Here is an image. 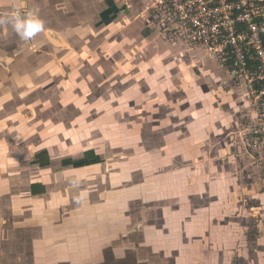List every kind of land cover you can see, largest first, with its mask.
<instances>
[{"label": "crops", "instance_id": "crops-1", "mask_svg": "<svg viewBox=\"0 0 264 264\" xmlns=\"http://www.w3.org/2000/svg\"><path fill=\"white\" fill-rule=\"evenodd\" d=\"M151 3L152 0H0V104L39 101L41 105L35 110L28 107L34 110L32 121L36 120L35 111L40 116L41 109L45 108L49 112L46 120L64 115L65 110L74 116L78 112L82 117L87 116V110L101 113L96 103L104 99L103 84L126 81L134 68L143 70L150 65L161 68L162 76L149 73L146 78L142 76L141 88L130 94L131 104L125 105V109L134 108L140 101L158 100L159 95L169 98L174 85L195 83L196 75L209 87L218 84L220 91L228 84L230 90L226 94L215 91L216 94L209 97L215 107L201 115L204 123L193 120L196 121L194 132L201 138L205 124H209L205 128V137L209 140L205 146H195L188 176H179L165 200L166 209L173 213L169 218L179 241L176 239L173 244L167 241V251H161V244L165 247V243L159 242L155 253H141L138 257L123 250L92 249L101 238L93 241L79 230L78 221L65 219L63 215L71 212L69 205L58 202L65 197L69 200V195L50 191L51 182L63 175V169L69 165L84 167L88 159L84 156L77 162L66 159L49 170L50 173L43 174V169H51V165L44 168L39 164L41 160L47 163L51 155L48 156V151L36 150L29 161L35 163V171L27 179L29 192L25 195L29 197V209H26L14 203L22 179H14L17 175L12 171H2L14 161L3 158L0 153L2 261L7 243L4 222L12 217L13 223L27 222L35 244L45 242L42 229H51L52 236L47 238L50 243L45 244L52 247L51 251L45 249V254L41 251L28 256L29 264H47L48 261L49 264H106L108 260L123 264H264V166L239 148L235 150L234 144L226 139L235 129L239 131L249 124L247 101L240 97L241 92L229 79L227 69L207 51L189 47L175 32L164 31L165 23L168 24L166 14L164 10L153 9ZM178 67L181 73L176 70ZM150 84H166L164 95L156 92L150 96ZM90 99L96 102L88 103ZM189 107L184 109L185 116L193 118L197 112L192 113ZM111 110L117 114V109ZM215 119L220 122L217 127L209 123ZM79 125L83 126V122ZM50 130L57 135L66 133L63 142L71 138L63 123ZM49 134L39 133L47 148L65 145L58 142L57 136L49 142L52 139L47 138ZM30 141H33L32 135ZM46 176L47 182L41 179ZM40 198L45 201L42 206L38 204ZM21 209H24L22 213ZM26 212L31 213L28 218L17 220ZM56 229L59 233L67 232L61 246L52 239Z\"/></svg>", "mask_w": 264, "mask_h": 264}, {"label": "rangeland", "instance_id": "rangeland-1", "mask_svg": "<svg viewBox=\"0 0 264 264\" xmlns=\"http://www.w3.org/2000/svg\"><path fill=\"white\" fill-rule=\"evenodd\" d=\"M152 59L153 56L150 57V60ZM141 68H134L131 78L126 81L102 85L105 100L100 99V104L96 103L101 113L87 110V116L82 117L78 112L74 116L65 110L64 115L46 120L45 116L49 112H46L45 108L41 109L40 116L38 111H35L36 120L32 121V113L41 105L39 101L27 100L21 104L16 101V105L11 104L13 101H5L3 105L0 104V153H3V158L14 161L12 166L6 165L2 171H12L17 175L13 176L14 179H22L14 196L15 206L18 204L29 209V197L25 194L29 192L27 179L34 175L35 163L30 164L29 161L36 150L48 151V156L51 155L47 163H42L44 161L41 160V165L39 164L44 168L51 165L49 167L51 169H43L45 171L43 174L50 173L49 170L60 166L59 163L63 160L77 162L84 156L85 160L88 159L87 165L84 167L69 165L63 169V175H58L56 180L51 182L53 183L50 186L51 192L55 193L56 190V194L69 195V200L65 197L58 202L59 205L66 203L71 210L63 217L78 221L81 226L79 230L90 236L93 241L101 238L99 243L95 241L92 249L101 247L110 249L111 252L123 250L137 254L136 257L141 253H155L159 242L165 243V247L161 244V251L163 249L167 251V241L172 244L176 239L179 241L177 238L179 235L174 231L175 228L169 218L173 213L166 209L165 200L180 179L179 176L181 174L188 176V165L193 158L192 151H195V146L207 144L209 139L205 137V128H208L209 124L206 122L201 133L204 134V139L194 132L196 121L193 120L197 119V122L204 123L201 115L215 107L214 101L210 98L216 94L215 91H220L218 84L213 88L209 87L203 78L196 75L195 83L173 86V91L169 92H172L173 95L170 93V96H173L174 100H171L170 96L163 99L159 95L158 100L152 102L150 100L148 103L140 101L134 108L132 106V109L130 107L125 109V105L131 104L130 94L138 92L141 88L139 81L142 76L146 78L148 73L162 76L161 68H152L151 65L143 70ZM176 70L181 73L179 67ZM152 85L149 86L150 96L156 92L164 95L166 84ZM227 85L223 86L220 93L226 94L230 90ZM142 91L146 92L144 89ZM94 102H96L94 99L88 101L92 104ZM29 106L34 110H29ZM187 107L192 108V113L197 112V115L193 118L185 116L184 109ZM111 109H117L118 111L115 110L117 114ZM80 122H83V126L79 125ZM211 122L216 124V127L220 123L218 120L209 123ZM40 123L41 125H38ZM60 123H63L68 132L70 131L68 134L70 140L63 142L66 133L57 135L58 133L50 130ZM43 131L50 132L46 135L47 138H52L48 139L49 142H53L57 136V139H60L58 142L65 145L47 148V143L41 142L39 135ZM74 132L79 134L76 135ZM238 132L235 129L226 139L229 144H234L235 150L239 148L243 152ZM31 135L33 141H30ZM49 160L52 162L49 163ZM41 179L48 181L47 176ZM38 204L44 205V198H40ZM53 205L58 206L55 203ZM23 210L21 209V213ZM30 214L26 212L25 215L18 216L17 220L22 221ZM11 219L12 217L4 222L6 226L4 230L7 231L4 233V240L7 243L4 245V258L3 261L0 259V264H29L28 256L41 251L45 254V249L51 251L52 247L45 246L50 243L47 238L52 236L50 228L42 229V237L46 243L35 244L31 241L32 234L27 222L23 220L18 224L13 223ZM249 222H253L251 216ZM72 231L73 229H69V232ZM64 233H59L56 229L55 238L52 237L55 242L60 243L59 246L64 244ZM46 263L49 264L50 261ZM106 264L123 263L108 260Z\"/></svg>", "mask_w": 264, "mask_h": 264}, {"label": "built area", "instance_id": "built-area-1", "mask_svg": "<svg viewBox=\"0 0 264 264\" xmlns=\"http://www.w3.org/2000/svg\"><path fill=\"white\" fill-rule=\"evenodd\" d=\"M165 29L227 69L247 101L249 124L237 133L246 155L264 166V0H152ZM167 20V21H166Z\"/></svg>", "mask_w": 264, "mask_h": 264}]
</instances>
